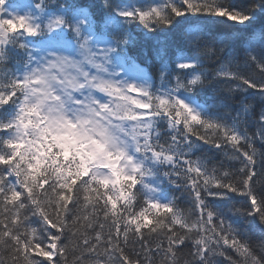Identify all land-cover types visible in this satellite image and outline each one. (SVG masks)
I'll use <instances>...</instances> for the list:
<instances>
[{
  "label": "snow or ice",
  "instance_id": "snow-or-ice-1",
  "mask_svg": "<svg viewBox=\"0 0 264 264\" xmlns=\"http://www.w3.org/2000/svg\"><path fill=\"white\" fill-rule=\"evenodd\" d=\"M257 142L264 0H0V264H264Z\"/></svg>",
  "mask_w": 264,
  "mask_h": 264
},
{
  "label": "trees",
  "instance_id": "trees-1",
  "mask_svg": "<svg viewBox=\"0 0 264 264\" xmlns=\"http://www.w3.org/2000/svg\"><path fill=\"white\" fill-rule=\"evenodd\" d=\"M228 26L227 25H218L217 28L219 29H226ZM145 52H147V56H145ZM132 54L136 55L138 57V60H140L139 62L143 65H145L149 71L152 73L151 75L154 78H158L159 73L157 72V67L158 64L156 62V60L153 57V51H152V45L151 42H145L142 38L139 40L138 45L132 50ZM233 70H236L235 68ZM240 71H244L247 72L249 71V69H247L245 66H243L242 61L240 62ZM216 87L218 88H225L224 85H216ZM224 97L221 96L220 100L223 101ZM220 111H223V108L218 106V109ZM250 131H254V129H250ZM257 148L258 150L264 151V148H261L259 145V142H257ZM198 155H200L198 153ZM204 155H209L208 153H205ZM222 157L220 155H218L216 157V159H221ZM239 200V198H237ZM181 207L184 209L188 208L187 203L181 204ZM139 209H137L138 211ZM232 255L235 257V253H232ZM221 260H223V257H220ZM225 264H227V262H225Z\"/></svg>",
  "mask_w": 264,
  "mask_h": 264
}]
</instances>
